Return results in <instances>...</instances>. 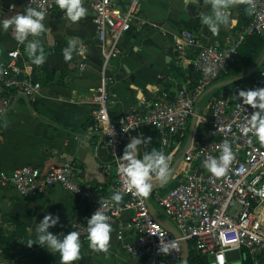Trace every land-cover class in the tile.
Returning <instances> with one entry per match:
<instances>
[{
	"label": "built area",
	"instance_id": "2783aa9c",
	"mask_svg": "<svg viewBox=\"0 0 264 264\" xmlns=\"http://www.w3.org/2000/svg\"><path fill=\"white\" fill-rule=\"evenodd\" d=\"M144 0H83L91 13L95 38L100 54V84L93 91L90 116L92 131L104 145L114 171L112 192L119 191V205L104 207L111 218L118 240L126 234L133 237L126 246L128 255L137 264H181L180 240L191 242L194 253L206 257L210 264H229L225 254L238 250L241 258L264 255V146L251 131L247 134L250 115L254 111L244 105L233 92L212 96L197 116V124L189 149L173 178L174 186L164 194L155 191L152 198L180 233L174 237L150 214L144 198L124 188L118 161L127 139L149 130L159 151L170 157V163L181 146L194 114L200 94L219 77L228 73L238 62L239 48L252 34L264 35V0H252L254 9L248 12V22L237 28L224 45L210 44L205 36L196 37L190 30H181L175 40L180 60L192 49L191 65L197 75L194 86L181 84L169 93L159 92L151 100H142L114 122L109 117V86L113 75L109 66L121 55L120 42L125 33L140 30L147 20L141 15ZM26 8L46 12V17L64 14L55 0H19ZM85 61L79 64L83 70ZM34 64L19 47L6 54L0 64V118L20 101L35 104L42 89L36 78ZM242 90L264 88V64L247 81ZM112 134L109 135V131ZM228 140L235 158L226 175L215 177L204 167L211 156L218 158L222 143ZM0 184L9 185L22 198L47 195L53 186L76 196L87 210V216L110 198L99 196L93 186L82 183L73 163L63 161L48 169L21 165L12 171H0ZM77 232L86 234L87 226L73 224ZM169 243L168 254L159 247ZM175 243V247L173 244Z\"/></svg>",
	"mask_w": 264,
	"mask_h": 264
},
{
	"label": "crops",
	"instance_id": "0c3cea01",
	"mask_svg": "<svg viewBox=\"0 0 264 264\" xmlns=\"http://www.w3.org/2000/svg\"><path fill=\"white\" fill-rule=\"evenodd\" d=\"M24 9L19 0H0V20L22 13ZM202 10L205 9L200 4L189 5L185 10L182 0L143 1L140 12L147 24L124 34L120 42L121 55L109 66L113 75L109 86L112 121H120L131 107L142 100L153 99L163 90L172 93L181 84L195 83L192 49H187L184 61L176 51L175 40L181 30H190L198 38L205 36L210 44L224 45L233 32L248 21L246 5H238L231 10L235 26L222 28L213 36L200 24L197 14ZM44 23L47 31L41 34L40 40L46 62L34 65V74L42 84L40 96L31 106L18 102L0 118V171L9 172L21 165L48 169L69 161L76 167L82 183L93 186L99 196L110 198L115 181L112 160L91 130L90 108L93 91L100 84L101 64L91 13L87 10V16L73 24L64 14L55 12L47 16ZM70 41L76 42L77 49L83 46L85 51L83 54L74 52L72 59L65 62L63 49ZM17 47L26 54L24 46L13 39L11 29L0 31V64L6 61L7 52ZM82 61L86 66L80 70ZM141 135L150 137L151 133L147 130L136 133L127 139L125 146L131 137ZM151 148H155L152 143L149 150ZM143 151L139 153L141 158ZM150 200L159 215L174 226L153 198ZM48 214L60 218L50 232H59L72 221L87 226L89 218L80 200L59 186H53L44 196L22 198L9 185L0 184V222H19L35 234L36 223ZM132 241L129 234L118 240L113 228L107 253L94 252L85 243L82 254L89 260L88 264H137L126 250ZM251 260L264 264V255Z\"/></svg>",
	"mask_w": 264,
	"mask_h": 264
},
{
	"label": "clouds",
	"instance_id": "9594fccd",
	"mask_svg": "<svg viewBox=\"0 0 264 264\" xmlns=\"http://www.w3.org/2000/svg\"><path fill=\"white\" fill-rule=\"evenodd\" d=\"M56 6L64 13L70 23H77L87 16V9L83 6V0H55ZM183 7L188 10L189 5L200 4L203 9L198 15L200 24L216 36L222 28L235 26L236 20L232 18V9L241 4L248 5L249 14L252 13L254 5L252 0H182ZM46 12L32 7L24 9L22 13L0 20V31L8 32L11 29L13 39L23 45L26 54L32 64L44 65L46 56L40 40L41 34L47 31L45 26ZM85 49L76 47L75 41H70L68 47L63 49L65 62L70 61L74 52L83 54ZM238 96L244 105L250 106L254 111L250 115L247 126L243 128L245 134L253 133L261 146H264V88L252 90H240ZM112 134L110 129L109 135ZM151 137L133 136L126 144L123 154L118 161V170L123 176L124 188L134 192L141 198H147L153 188V182L164 183L168 180L171 168L170 157L164 152L151 148ZM143 151L142 158L139 156ZM235 158V152L228 140L221 145L218 158L207 157L204 167L213 176L219 178L226 175ZM119 191L114 192L111 201L105 200L90 218L87 219V241L88 247L94 252L107 253L111 233L113 231L110 217L105 213L104 207L110 203L119 205L122 201ZM58 215L48 214L35 225V240L28 239L26 245L30 248L37 244L47 249L52 254L58 253L60 264H74L81 256V239L77 231H70L62 237L59 234L50 232L49 229L59 224ZM31 232L32 230L29 229ZM173 247L175 243L171 242ZM169 243L159 247V252L168 254Z\"/></svg>",
	"mask_w": 264,
	"mask_h": 264
},
{
	"label": "trees",
	"instance_id": "16d2710c",
	"mask_svg": "<svg viewBox=\"0 0 264 264\" xmlns=\"http://www.w3.org/2000/svg\"><path fill=\"white\" fill-rule=\"evenodd\" d=\"M263 51H264V37H263V35L252 34V35L248 36L239 48V58H238L237 64L228 73H226L225 75L219 77L216 81H214V83L241 73L246 68L251 66ZM263 64H264V62H263ZM257 70L242 81L234 82L232 84L225 85V86L215 90L210 95H208L206 99H208L210 96H214L216 94H222L221 96H223V95H227V94H230L233 92H239L240 90L243 89L242 83H244L250 77H252L257 72ZM196 79L197 78H195V80ZM195 83H196V81H195ZM195 83L194 84L192 83L191 86H194ZM217 96H219V95H217ZM204 104H205V101L204 102L202 101V103L200 105V109H201L202 105H204ZM188 130H189V126H188V129H187L185 135L181 139V146L179 147L176 155L174 156L172 162L170 163V167H171L172 163L174 162L177 154L179 153V151L182 148V145L185 141ZM147 131H149V130H147ZM150 137H151V143L157 149V145L153 140V135L151 134ZM153 183H156V181H154ZM172 186H174V182H173V180H170L165 186H163L161 189H159L157 191L161 194H164ZM94 191H95V189H94ZM151 198H152V195H151ZM75 222L76 221L69 222L64 229H62L59 232H53V233L59 234L62 237L67 232L76 231V229L74 227H72L73 224H75ZM5 224L7 226L15 225V230L5 232L0 227V250L2 252H6L9 256L12 253V251L10 249L12 244L16 243L17 241L20 240V242L22 243L21 245L23 247L24 259H18L16 261V264H60V258H59L58 253L46 255L45 252H42L40 249H38L37 244H33L30 248L26 245L28 239L35 240V234L32 231L30 232L28 230V228L25 227L23 224L16 222V221H12V220H6ZM29 232H30V234H29ZM83 238H85V237H83ZM191 246H192V244H191V242H189L188 264H210L206 257H202L201 255L194 253ZM83 250H84V248L82 247L81 252H83ZM9 257H12V256H9ZM83 259H84L83 264L89 263V260L87 259L86 256H84ZM235 264H253V262H252L250 257L245 255V256H243L240 263H235Z\"/></svg>",
	"mask_w": 264,
	"mask_h": 264
},
{
	"label": "water",
	"instance_id": "95a60500",
	"mask_svg": "<svg viewBox=\"0 0 264 264\" xmlns=\"http://www.w3.org/2000/svg\"><path fill=\"white\" fill-rule=\"evenodd\" d=\"M264 62V51L260 54V56L254 61V63L249 66L248 68H246L244 71H242L241 73L229 77L227 79L215 82L213 84H211L209 87H207L198 97L197 101L195 102L194 105V114L191 118V122H190V126H189V130H188V136L185 142V145L183 146V148H181V150L179 151V153L177 154L174 162L171 165V173L170 176L168 178V180L164 183H160V182H156L153 183V188L149 194V196L145 199V202L148 206L149 212L150 214L154 217V219L161 224L167 231H169L174 237L179 238L180 237V233L178 232V230L175 228V226H172L171 224H169L165 219H163L158 211L156 210L155 206L153 205V203L150 200L151 195L161 189L163 186H165L174 176L178 166L180 165L186 151L189 149L193 136H194V132H195V127L197 124V116L199 114V110H200V105L202 103V101L208 96L210 95L212 92H214L215 90L225 86V85H229L232 84L234 82H238V81H242L244 79H246L249 75H251L253 72H255ZM180 245H181V249H182V263L181 264H188V245L187 242L185 240H180ZM226 256V260L229 264H235V263H239L241 261V255L240 252L238 250H233V251H229L225 254Z\"/></svg>",
	"mask_w": 264,
	"mask_h": 264
},
{
	"label": "rangeland",
	"instance_id": "374dc122",
	"mask_svg": "<svg viewBox=\"0 0 264 264\" xmlns=\"http://www.w3.org/2000/svg\"><path fill=\"white\" fill-rule=\"evenodd\" d=\"M263 37H264V35H263ZM217 95H219V96H221L222 94H216V95H214V96H217ZM212 96H210L208 99H204L203 100V102L205 101H207V100H209L210 98H211ZM202 107H203V105H202ZM201 107V108H202ZM201 110V109H200ZM199 110V111H200ZM187 136H188V132H187ZM187 136H186V138H185V141H184V143H183V145H182V148H183V146L185 145V142H186V139H187ZM6 220H4V221H2V222H0V227L5 231V232H8V231H14L15 230V225H12V226H7L6 224ZM87 233V232H86ZM29 234H30V232H29ZM80 234V233H79ZM83 237H85V238H83ZM87 236H86V234H80V239H81V244H82V246H84L85 245V243H88V241H87ZM22 243L20 242V240L19 241H17L16 243H13L12 244V246L10 247V249H11V251H12V253H11V255H9V256H12V257H9L8 256V254L6 253V252H2L1 250H0V264H16V261L18 260V259H24V253H23V247H22V245H21ZM82 248V247H81ZM38 249H40L42 252H45V254L46 255H50V254H52L51 252H49L47 249H44V248H42L41 246H39L38 245ZM80 256H81V258L78 260V261H76V262H74V264H83V262H84V255L82 254V252H80ZM252 262H253V264H256L255 263V261L254 260H252Z\"/></svg>",
	"mask_w": 264,
	"mask_h": 264
}]
</instances>
